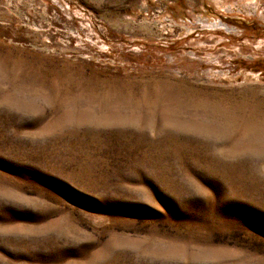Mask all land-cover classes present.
Here are the masks:
<instances>
[{"label":"rangeland","instance_id":"obj_1","mask_svg":"<svg viewBox=\"0 0 264 264\" xmlns=\"http://www.w3.org/2000/svg\"><path fill=\"white\" fill-rule=\"evenodd\" d=\"M0 264H264V0H0Z\"/></svg>","mask_w":264,"mask_h":264},{"label":"bare ground","instance_id":"obj_2","mask_svg":"<svg viewBox=\"0 0 264 264\" xmlns=\"http://www.w3.org/2000/svg\"><path fill=\"white\" fill-rule=\"evenodd\" d=\"M215 25H219V26H222V27H224V29L226 28V29H229V27H227L226 25H224V24H222L221 22H219V23H215Z\"/></svg>","mask_w":264,"mask_h":264}]
</instances>
